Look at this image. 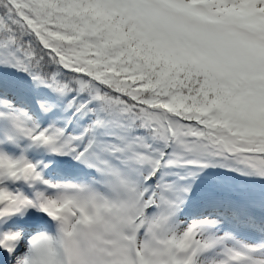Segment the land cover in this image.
I'll use <instances>...</instances> for the list:
<instances>
[{"label": "snow or ice", "instance_id": "6c2138e0", "mask_svg": "<svg viewBox=\"0 0 264 264\" xmlns=\"http://www.w3.org/2000/svg\"><path fill=\"white\" fill-rule=\"evenodd\" d=\"M0 264H264V0H0Z\"/></svg>", "mask_w": 264, "mask_h": 264}]
</instances>
